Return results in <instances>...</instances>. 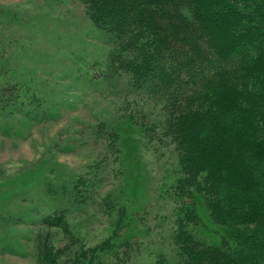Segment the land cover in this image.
<instances>
[{
	"label": "trees",
	"instance_id": "obj_1",
	"mask_svg": "<svg viewBox=\"0 0 264 264\" xmlns=\"http://www.w3.org/2000/svg\"><path fill=\"white\" fill-rule=\"evenodd\" d=\"M78 1L105 45L92 62L96 81L122 84L123 96L151 106L119 107L120 127L91 125L106 152L69 180L49 176L53 163L37 168L29 184L53 200L37 215L32 198L20 217L33 255L44 264H138L142 256L150 264H264V0ZM2 55L0 47L3 71ZM6 77L2 131L59 116L60 104L38 96L33 80ZM142 141L156 159L167 156L154 192L169 211L152 227L146 203L136 201L146 195L133 153ZM116 163L122 177L114 180ZM95 202L107 233L88 243L74 217Z\"/></svg>",
	"mask_w": 264,
	"mask_h": 264
},
{
	"label": "rangeland",
	"instance_id": "obj_2",
	"mask_svg": "<svg viewBox=\"0 0 264 264\" xmlns=\"http://www.w3.org/2000/svg\"><path fill=\"white\" fill-rule=\"evenodd\" d=\"M0 47L2 61H7L10 68L0 70V80L6 76L12 81L33 80L38 96L57 101L61 108L56 119L36 122L29 128L10 124L9 133L0 128V264H44L33 255L36 249L28 224L20 221L25 206L33 199L37 203L34 211L37 215L48 211L47 200H53L43 194L41 186L36 189L29 184L37 168L44 162L53 163L54 171L49 176H56L58 171L69 180L106 152L105 144L93 140L91 125L99 120L109 127H120L119 107L136 106L144 111L143 106L151 105L140 95L123 96L129 90L122 88V84L110 86L105 80L96 81L98 68L92 62L100 61L105 45L78 0H0ZM134 99L140 104L134 103ZM132 142L125 138L127 154ZM133 153L136 161L139 160L143 180H147L146 184L142 183L146 195L136 201L146 203L148 223L152 227L156 218L169 211V206L166 208L154 192L164 173L167 156L156 159L144 142ZM109 166L118 172L114 180L122 177L117 163ZM108 186L109 183H104L99 190L102 192ZM40 205L46 208L41 209ZM99 208L95 202L74 217L78 230L81 229L79 234L88 243L107 233V221ZM11 212L13 218L9 217ZM151 261L150 257L142 256L138 264Z\"/></svg>",
	"mask_w": 264,
	"mask_h": 264
}]
</instances>
